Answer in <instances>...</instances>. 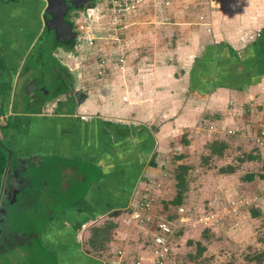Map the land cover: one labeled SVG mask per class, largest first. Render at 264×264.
Listing matches in <instances>:
<instances>
[{
    "label": "crops",
    "instance_id": "obj_1",
    "mask_svg": "<svg viewBox=\"0 0 264 264\" xmlns=\"http://www.w3.org/2000/svg\"><path fill=\"white\" fill-rule=\"evenodd\" d=\"M46 8L45 0H0V237H10L5 226H1L8 202L18 203L25 186H33L32 179H21V171H30L36 159H48L46 164L58 166L61 181L56 187L67 201L52 207L49 198L55 194L49 183L41 185L48 223L39 240L47 252L56 255L58 264H108L119 250L128 264H149L152 227L129 226L123 222L124 214L152 181L161 182L163 187L157 192V206L162 199L167 201L165 189L174 182L172 176L177 167L186 165L174 158L169 170L167 160L176 151L171 146L179 144V137L186 135L189 140V133L198 131L196 117L205 113L212 118L219 115L217 119L223 120L224 112H236L243 101L254 106L264 99V30L242 43V36L235 33L225 36L219 30L211 36L204 28H186L179 33L176 26L168 24L166 33L155 31L156 41L144 49L140 48L142 44L134 46L117 34L118 43H99L98 52L106 47L118 54L102 56L110 62L103 77L97 76L95 64H86L75 52L58 48L46 62L54 77L52 87L45 92L37 89L42 83L36 72L49 54L44 37ZM139 13L123 22L128 24ZM162 36L172 38L162 41ZM121 56L124 63L116 67ZM61 58L74 62H63ZM88 68L94 72L90 79ZM254 72L259 73L250 82L254 86L248 85V77ZM232 122L233 117L226 124ZM203 124L218 130L211 142L223 136L225 139L219 142L231 149L232 137L226 132L238 129L237 126L219 130L217 124ZM249 126L252 125H241ZM240 139L247 146L253 145L246 138ZM237 142L241 141H234ZM180 146L192 148L193 142ZM237 151L234 148L233 153ZM260 155L264 156L262 152ZM254 157L258 162L259 156ZM261 159L264 172V158ZM223 166L232 170L221 173ZM223 166L216 170L217 174L215 169L203 174L209 185L216 176L220 183L226 181L227 175L228 181L239 175L240 187H257L252 198L261 203L264 174L242 177L233 164ZM249 175L254 176L253 180H247ZM188 189L189 186L185 197ZM188 193L180 207L186 199L194 201V190ZM33 196L30 195L32 207H36ZM216 196L220 199L218 192ZM257 214L263 215L260 208ZM107 222L115 225L109 242L102 250L92 251L87 245L90 230Z\"/></svg>",
    "mask_w": 264,
    "mask_h": 264
},
{
    "label": "rangeland",
    "instance_id": "obj_2",
    "mask_svg": "<svg viewBox=\"0 0 264 264\" xmlns=\"http://www.w3.org/2000/svg\"><path fill=\"white\" fill-rule=\"evenodd\" d=\"M80 13L72 11L69 14L70 21L74 22L75 19H80ZM105 16L104 18L97 16L100 23L99 28L102 30V37L106 38V35L110 34V38H113L117 37L118 34L120 39H127L134 46H141L140 44H142L143 46L140 48L143 49L145 46L154 44L156 41L155 31H159L161 34L166 33L167 28H169L168 24L176 26L175 28L179 33L186 28L192 30L204 28L211 36H213L214 31L219 30L225 36L235 33V36H242L241 41L244 43V39L249 41L255 33L264 30V0H174L168 8L162 4V0H148L146 7H143L138 16L129 20L128 24L127 21H122V24L119 22V25L113 26L114 21L111 17H108L109 14H105ZM126 25L127 27H125ZM171 38L162 36V41ZM107 41L111 40H104V42ZM100 42L97 41L88 54H76L81 59L86 60V64H95V67L101 56L116 57L118 55L116 50H108L106 47L107 51L103 49L98 52ZM142 42H146L145 45ZM101 44L105 45L102 42ZM49 59L47 55L43 60L44 65L38 68L36 72L42 83L38 85L37 89H43L45 92L52 87L51 81L54 77L53 71L46 67V62ZM66 60L74 62L68 58H61L63 62ZM92 70L88 68L89 75L87 77L89 79L94 76ZM262 73L264 74V70ZM258 74L254 72V75L248 77V85L252 84L254 86V83L250 82H254V78H257ZM262 95H264V92ZM231 108L233 107L228 106V109ZM224 113L225 118L223 120L217 119L219 115H214L212 118L210 115L206 116L205 113L202 116L199 115L200 117H196L194 123L196 122L197 126L195 128L198 131L189 133L190 141L185 138L186 135L179 137L182 138L177 140L179 144L171 146L172 149H176L175 154H171L172 158H168V160L164 159L168 163L170 160L169 170H172V161L175 160H183V163L186 162L184 166L191 169V172L187 173L190 188L188 192L194 190L195 198L193 202L190 198V200L186 199V203H183V207H185L191 218L209 211L224 214L223 208L230 209L232 202L239 199H251L258 190L257 187L250 189H245V186L240 187L242 185L240 180L238 181L240 179L239 175L230 181H228L229 175H227L225 176L226 181L220 183L219 176H216L214 178L216 180L210 182L211 185H209L206 179L203 178V174L208 169H215L214 174H217L216 170L223 165L233 164L240 171L242 177L252 173L256 176H263L262 174H264L262 172L263 160L261 159L264 156L260 155V152L264 155L263 147L247 146L240 137H232L229 143L231 149L222 152L223 160L217 159L218 152L213 154L209 149L213 142L204 137L205 125L203 124L206 122L217 124L219 130L227 129L228 126L241 128V125H252L255 127L254 129L264 127V99L254 106L243 101L236 112ZM232 117L234 122L227 125V119ZM220 139L225 138L218 136V141H216L218 144L222 143L219 142ZM234 139L241 142L234 143ZM188 142H193L192 148H181V143L187 144ZM234 148L238 150L235 153H233ZM248 156H259L260 159L258 162L254 160L240 161L244 158L247 159ZM174 158L175 160H173ZM48 161V159H36L32 161L34 163L31 164L33 167L30 171L27 173L24 170L21 171L19 175L21 179L25 177L29 180L32 179L33 186L32 184L26 185L25 191L20 192L18 204L12 206L10 204L4 213L3 209L1 210L5 217L1 226H5L7 236L8 231L11 232L12 239L10 237H0V264H58L56 255L47 252L39 240V234L42 232L43 226L48 223V218L44 212L47 206L45 198L42 196L44 191L41 185L45 182L49 183L51 192L55 194V197L49 198L51 206H61L64 201H67V198H62L59 195L60 192L56 187L61 181L58 166L55 163L46 164ZM53 162H56V160L53 159ZM36 163L39 165H36ZM222 168L228 170V167L223 166ZM174 186H176L175 182ZM204 186L207 188L206 191H203ZM172 192L173 195L171 194L168 198L169 201L176 196V187ZM188 192L184 198H187ZM217 192L221 205L219 207L207 205L209 201L214 199ZM203 194H206V197ZM30 195L36 196V204L34 205L39 203V206L32 207ZM203 197L206 199H202ZM259 208L262 210L263 215L258 216L257 209ZM33 209H39V213L32 215ZM252 217L255 220H251ZM222 226L225 229L222 230ZM111 234L112 232L110 238ZM18 235L20 236L18 237ZM226 239L229 243L226 242ZM11 242L20 245H17L18 247L13 250H8L7 245ZM197 244H200V247ZM172 249V264H264V197L261 203L254 201L253 205L239 209L237 213L221 215L220 223L214 229L203 231L199 227H193L187 233L179 232L173 239ZM200 250L202 251L199 252Z\"/></svg>",
    "mask_w": 264,
    "mask_h": 264
},
{
    "label": "built area",
    "instance_id": "obj_3",
    "mask_svg": "<svg viewBox=\"0 0 264 264\" xmlns=\"http://www.w3.org/2000/svg\"><path fill=\"white\" fill-rule=\"evenodd\" d=\"M174 0H162V4L168 8L172 5ZM146 0H94V2L87 6L80 13V19L74 20V32L76 34L74 39V52L88 54L95 46L97 41L110 39L119 42L117 37L110 38V34L102 37V30L99 28L97 16L102 18L109 14L114 21L113 26L119 25V22L126 20L130 16L139 13ZM124 58L121 56L116 60V67L123 65ZM109 59L100 57L96 66L98 77L105 75V70L109 67ZM218 130L215 126L205 125L204 137L208 141L214 139ZM228 137H240L249 140L255 147L264 148V130L256 131L252 126L241 127L238 129H230L226 132ZM161 182H151V186L145 188L139 199L136 200L126 210L123 222L127 225H134L139 228L154 227L150 230V252L151 262L149 264H172L173 254L172 245L173 239L179 232L187 233L193 227H199L201 230H211L216 228L220 223L221 215L237 213L239 209L250 207L256 198L239 199L231 204V208H223L224 214L218 212L203 213L194 218H191L184 207L175 209V219L169 220L164 216L157 215V192L162 190ZM222 209V207H220ZM156 210V212H155ZM121 250L116 252L115 259L108 264H128L123 258ZM141 264V262L135 263Z\"/></svg>",
    "mask_w": 264,
    "mask_h": 264
},
{
    "label": "trees",
    "instance_id": "obj_4",
    "mask_svg": "<svg viewBox=\"0 0 264 264\" xmlns=\"http://www.w3.org/2000/svg\"><path fill=\"white\" fill-rule=\"evenodd\" d=\"M93 2H94V0H91L90 4H92ZM86 8H87V6L84 8H79V9L69 8L67 14L65 15V22L74 29L73 22H71L69 19V14L72 11L81 12ZM45 19H46V22H45L46 24H47V22L48 23L51 22V17L46 15V14H45ZM45 27L47 29L46 30L47 32H46V36H44V37H46L45 43H47L49 58H50L51 53L58 48H62L66 52H74V40L73 39L70 41L58 42L56 37H55L54 31L49 30L47 25ZM75 36H76V34H75ZM74 39H75V37H74ZM209 149H210V151H212L213 154H216V152H218L217 156H221L222 152L226 149V145L223 143L218 144V142H213ZM255 159H257V158L248 156L247 159L244 158L243 160H240V161L244 162V161H251V160H255ZM231 170L232 169H230V168H228V170L220 169V172L221 173H227V172H230ZM188 171H189V167H187V166L180 165L177 167L175 175L172 176V180L176 184V190H177L176 196L171 201H165L162 199L160 201L161 203H160L159 207L157 206L158 207L157 215L164 216L169 220L175 219V209L182 205L184 195L187 191V186H188L187 173H188ZM246 178L248 181H251V180H253L254 176L249 175V176H246ZM33 198L35 200L36 196L34 195ZM19 199H18V201H19ZM14 203L15 202L13 200H12V202H10V201L8 202V204H14ZM18 203H16V204H18ZM34 204H36V200L34 201ZM36 206H39V203ZM38 213L39 212H37V211H33L32 215L38 214ZM2 217H4V215ZM114 228H115V225L112 223H108V222L99 228H97V227L92 228L90 238H89L88 243H87L88 247L92 251H100V249L102 250L104 248L105 244L107 242H109L110 233L114 230ZM151 229H154V227H152ZM8 235L10 237H12L10 231H9ZM17 245H20V244H16V243L11 242V244L7 245V247H8L7 249L11 250L13 248H17L18 247ZM197 246L200 247V244H197ZM201 251L202 250H200L199 252H201ZM257 259H258V257H257Z\"/></svg>",
    "mask_w": 264,
    "mask_h": 264
},
{
    "label": "water",
    "instance_id": "obj_5",
    "mask_svg": "<svg viewBox=\"0 0 264 264\" xmlns=\"http://www.w3.org/2000/svg\"><path fill=\"white\" fill-rule=\"evenodd\" d=\"M47 2V8L45 14L51 17V22H47L49 30H53L58 42L74 40L75 33L73 28L65 22V15L69 8L79 9L88 6L91 0H45ZM174 182L170 183L164 191V198L168 200L173 190ZM221 204L216 196L211 207H219ZM226 242L229 243V241Z\"/></svg>",
    "mask_w": 264,
    "mask_h": 264
}]
</instances>
